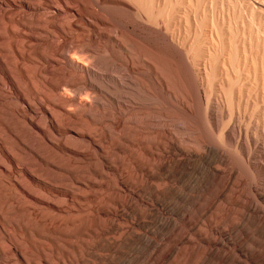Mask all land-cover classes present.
Instances as JSON below:
<instances>
[{"label":"bare ground","instance_id":"6f19581e","mask_svg":"<svg viewBox=\"0 0 264 264\" xmlns=\"http://www.w3.org/2000/svg\"><path fill=\"white\" fill-rule=\"evenodd\" d=\"M1 2L0 247L19 248L6 258L7 262L29 264L38 259L40 264H56V261L62 262V258L68 259L73 250L81 254V247L74 239L86 231L94 232L104 219L88 214L83 208L61 207L63 199L59 196L66 194L63 186L67 184L74 185L80 191L77 198L88 200L91 207L124 202L137 215H148L156 220L155 210H136L133 202H127L116 193L115 180L103 170L109 168L95 156L90 163L81 160L90 144L95 152L103 153L105 159L114 157L131 178H138L137 169L146 164L165 170L163 178L183 189L193 190L196 182H205L210 177L208 166L211 164L231 166L233 172L221 178L219 184L222 189L236 185L233 200L239 203V208L224 205L225 195L217 200L211 196L204 204L196 205L190 223L192 226L202 224L198 217L205 215L216 224L248 223L256 233L264 221L258 222L259 226L255 223L258 217H253L255 207L253 200L247 197V190L254 191L255 179L260 177L257 181H264V169L251 158L252 153L259 154L249 147L254 137L243 130L244 141L235 140L233 134H240L241 125L234 129L232 119L222 123L212 110L211 97L195 102L185 89L182 95L172 94L175 92L169 88L159 64L166 62L170 66L162 68L172 72H180V69L175 63L176 54L167 48L160 50L155 44L159 29L154 0ZM210 75L212 77L213 73ZM127 77L130 85L122 82ZM98 80H108L114 86L107 89ZM6 89L17 93L15 102L8 100ZM104 95L108 97L106 102L101 100ZM35 100L39 101L41 113L33 105ZM20 101L37 119L17 111L16 102ZM67 106L71 110L68 108L70 112L64 113L68 112ZM174 108L182 113L178 114ZM44 122L51 132L44 129ZM52 134L61 136L62 143L54 142ZM92 136L105 138L106 145L99 141L90 143ZM156 147L165 152L161 160L151 152ZM116 151H124V155H117ZM261 157L264 159L263 153ZM12 169L19 172L21 179L3 180V175ZM95 177L103 181L96 183ZM165 180L153 187L142 183V187L162 196L173 192L184 200ZM89 183L97 187L96 193L85 191ZM240 197L246 200L241 201ZM154 222L160 228L170 225ZM173 230L180 246L173 251L168 264L203 263V247H188L190 243L187 246L185 242L189 238L184 235L187 230L180 224L175 223ZM132 241L143 240L131 229L121 230L116 239L120 244ZM93 243L99 248L105 246L100 240ZM208 255L213 258V254ZM106 260L107 264H116L111 257ZM206 261L209 262V258Z\"/></svg>","mask_w":264,"mask_h":264},{"label":"rangeland","instance_id":"374dc122","mask_svg":"<svg viewBox=\"0 0 264 264\" xmlns=\"http://www.w3.org/2000/svg\"><path fill=\"white\" fill-rule=\"evenodd\" d=\"M154 1L158 11L159 29V37L155 44L160 50L167 48L173 54H176L175 63L179 65L180 69V72H172L162 68L170 66L166 62L159 64L160 67L162 66L161 69L167 79L169 88L176 93L172 94L176 96L182 95L184 93L183 89H185L195 99H193L195 102L202 101L207 96L211 97L213 103L212 110L218 114V119L222 123L232 119L231 124L234 126V129H237L241 125L240 134L236 132L233 134L235 140L244 141L243 130H246L248 134L254 137L251 141L253 145L250 142L249 147L253 151H259V154L258 152H255L254 155L252 153L251 158L260 163L264 169V159L263 157L259 158L262 153L264 154V0ZM0 5H2L1 0ZM181 60L182 62L180 63ZM2 61H6L5 58L4 60L2 58ZM61 61L65 60L61 59ZM208 69L210 71L214 70L210 72ZM200 72L205 75L200 74ZM210 73H213L212 77ZM205 76L208 78H205ZM193 77L198 79H194ZM200 77L202 78L199 79ZM124 79L122 82L130 85L128 82L129 77L126 80ZM98 81L107 87V89H111L114 86L108 80ZM78 82L82 83L81 81ZM130 82H132V79ZM211 82H213V85ZM6 94L8 100L16 101L17 93L6 89ZM107 99V95H104L101 100L106 102ZM33 105L41 113L39 101H33ZM16 108L19 113L25 114L33 120L37 119V116L30 113L21 101L16 102ZM66 108L68 112L64 113H69L71 109L68 106ZM174 109L178 114L182 113L179 108ZM99 118L104 119L101 116ZM43 127L47 132H51L47 122L43 123ZM52 135L54 142L58 144L62 143L61 136L57 134ZM241 136L242 138H240ZM105 140V138L104 140H100L96 136H92L90 143L99 141L103 145H106ZM106 150L108 151V149ZM151 152L160 160L165 156V152L160 147L152 148ZM116 154L120 156L124 155V151H116ZM93 156L103 166L109 168H104L103 170L115 180L116 193L122 199H126L127 202H133L136 210H155L157 218L154 220L148 215H137L124 202L111 203L109 206H102L103 208L91 207V205H88V200L77 198V194L80 191L74 185H64L63 189L66 194L59 196L63 199L61 207L67 208L72 206L75 209L83 208L90 215H100L104 219V223L102 221L103 225L100 224L102 226L99 225V227L94 228V232L86 231L85 234L88 233L87 235L82 234L77 239H74L80 245L79 248L81 247L82 251L79 249L81 251L80 255L73 250L71 252L72 257L68 256V259L62 258V262L56 261V264H107L106 258L110 257L116 264H168L173 251L180 246V243L175 240L176 234L173 230L175 223L180 224L184 230H187L184 231V235L187 234L186 236L189 238L185 242L187 246L190 243L191 246L189 245L188 247L197 245L203 247L205 251L204 262L199 264H206L208 258L209 262L207 264H264V222L260 223L264 221V181L261 179L257 181L260 177L253 181L255 186L254 191L247 190L248 193H246L247 197L253 200L252 202L255 207L253 217H258V220H256L257 218L255 219V223L258 226V222L260 223L263 232L260 227H257L256 233L254 230L252 232V225L249 226L248 223H243L244 225L238 223L237 225L226 221L224 223H217V225L212 221H208L205 215L198 217L201 222H205L204 224L192 226L190 222L194 218L192 213L196 211V205L204 204L207 199H211V196L217 200L218 197L221 199L225 195L229 201L222 200V203L225 202L223 203L224 205L228 203L226 206L230 208L233 206L232 209H235V207L239 208L237 207L239 203L233 200L237 189L236 185L229 184V187L232 189L227 194L230 188H224V190L220 188L219 184L221 178H225L231 171L233 172L231 166L224 165L223 167L222 165L220 167L219 165L218 167H214L211 164L208 166L210 177L207 180L205 179V182H196L195 184H198L192 190V188L183 189L180 185L172 183L168 179L165 180L163 178L165 170H159L146 164L137 169L138 178H131L126 168L121 166L114 157L105 159L104 154L95 152L91 144L85 149V154L81 157V160L84 163H90ZM178 157H182V155H178ZM10 171L8 174L3 175V180L9 182L11 179H21L16 169ZM195 175L194 173L193 176ZM83 177V179H86L85 175ZM163 180H165L166 185L174 187L184 200L177 198L173 192H168L167 195L162 196L154 190L150 191L142 187V183L153 187L163 182ZM101 181H103L101 178H94V182L96 183ZM190 186H193V184H190ZM85 189L89 194L97 192V187H93L90 183ZM48 196L52 197L51 195ZM185 197L187 198L185 199ZM241 197V201L246 200V197L243 199ZM86 205L89 207H85ZM33 207L35 210H39V207ZM247 212L252 213L250 210H247ZM154 221L160 223L169 222L170 225L167 226L168 228H160ZM246 224H248V227ZM189 225H191V229H189ZM208 225L211 226L209 227ZM114 227H117L116 230L118 231ZM125 229L133 230L141 236L143 241L139 243L132 241L127 244L117 243L116 239L119 232ZM246 230L248 231L246 232ZM207 232H210L209 236ZM255 236L257 237L255 238ZM250 237L253 238L252 241H249L251 240ZM257 238L261 239L257 240ZM95 240H100L105 246L102 248L96 247L95 243H93ZM261 240L262 243L260 244ZM259 244L260 246H258ZM256 246L259 248L258 250H256ZM261 248L262 250H260ZM16 249L19 248L17 246H9V248L0 247V264H10L6 261V258L11 256V253ZM261 252L263 253L262 256ZM210 253L213 254V258H210L211 255H208ZM37 263L40 264V260L36 259L34 262H29V264Z\"/></svg>","mask_w":264,"mask_h":264}]
</instances>
